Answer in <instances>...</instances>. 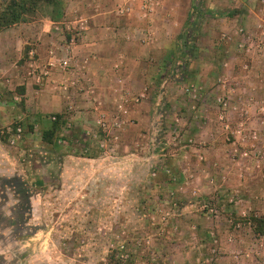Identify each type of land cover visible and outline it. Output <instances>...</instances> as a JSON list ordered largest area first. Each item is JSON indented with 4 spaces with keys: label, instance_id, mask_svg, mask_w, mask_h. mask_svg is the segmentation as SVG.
<instances>
[{
    "label": "rangeland",
    "instance_id": "rangeland-1",
    "mask_svg": "<svg viewBox=\"0 0 264 264\" xmlns=\"http://www.w3.org/2000/svg\"><path fill=\"white\" fill-rule=\"evenodd\" d=\"M255 1L213 0L231 19L207 22L201 45L189 29L173 47L160 46L169 38L163 13L177 17L189 0L137 3L134 20L121 12L130 0H58L17 24L21 44L0 40V246L12 245V264H264V235L253 224L264 219V97L237 94L231 78L264 70V50L255 54L250 43L261 38L241 30ZM103 13L113 15L121 42L125 28H152L156 47L119 50L152 55L118 66L147 74V96L121 95L126 83L99 70L69 80L81 93L77 109H28L25 78L46 95L52 59ZM55 123L50 144L43 134Z\"/></svg>",
    "mask_w": 264,
    "mask_h": 264
},
{
    "label": "crops",
    "instance_id": "crops-1",
    "mask_svg": "<svg viewBox=\"0 0 264 264\" xmlns=\"http://www.w3.org/2000/svg\"><path fill=\"white\" fill-rule=\"evenodd\" d=\"M148 0H130V5L127 8H123L121 12L123 14H130L129 19L134 20L133 12H136L137 9V3H144ZM195 0H189V7L185 9V11H181L177 17H172L170 11H166V13H163V26L161 27L162 32L164 34H167L169 38L167 41L160 44V46L165 48L173 47V45L176 44L177 40H180L182 38L183 31H187L191 29V26H187V21L189 18V15L191 11L193 12L192 8L196 6ZM206 3L203 4L205 9L208 12L214 13V14H220L216 13L215 11V3L213 0H207ZM236 3L243 2V0H232ZM194 2V3H193ZM258 2V3H257ZM253 4L254 9H256L253 13L254 16L251 17V19H248L247 22L244 21V26L241 30H244L246 27L249 31H253L254 33L258 34L261 38V42H259V38H257L254 41H250V43L254 46V50H252L255 54L259 49L264 50V10L262 8V5L264 4V0H257ZM143 6H146L145 3ZM264 6V5H263ZM146 13L148 11L145 9L143 12H140L139 16L142 18L146 17ZM195 13V11H194ZM225 16H222V19H219V21H223V23L226 24V22L231 19L229 16H231L230 13H222ZM197 15L196 13L194 16ZM103 17L100 16V14H97L94 16L96 23L94 25L89 21H86L87 24H82L81 26V39L78 43H66L64 46V49L66 50L64 53V58L61 60H67L69 64L71 65V68H69L67 71H64L61 67V60H57L56 58L52 59V62L50 63L52 66V70L50 71V75L48 79L46 80V87L48 89V93L42 94L37 89V87L34 86V83H32L31 79L25 78V82L23 83V97L25 98V104L28 109L35 110L36 112H67L68 110H75L77 109V102L73 95H81V93H77L75 90L72 89L71 85L69 84V80L72 78L74 80L78 79L80 76H82L85 79H93V75L97 73V71L100 70V72H106V79L109 82L112 79L120 80L124 83H126V86L123 85L121 88V95L123 96H147V84L149 82V78L147 77V74L144 72L141 75L140 74H132L127 72V68H119L118 66L123 64H129L131 61H138L142 64H148L151 61V56L149 53L147 54H137L138 57H135L133 54H120L121 49L127 47H136L137 49L147 50L150 51L148 48H152L151 46L156 47V42L151 36L152 28L146 27L140 25V27L132 28L129 27V29L125 28L127 30V33H123V39L122 42L120 41L121 38H119L118 28L116 24H113V15L103 13ZM213 18L209 14L204 16L199 20L198 26H194L191 29V32L198 34V39L196 42V45H201L202 38L200 37L203 32H210V28L208 27L205 29V25H207V22L209 23ZM102 20V21H101ZM214 20V19H213ZM215 21V20H214ZM103 22V24H102ZM208 26V25H207ZM17 25H14L0 33V40L2 41H15V42H23L22 37L18 34V30L16 29ZM123 29L122 31L125 32L126 30ZM195 29V30H194ZM22 30V29H21ZM190 31V30H189ZM129 32V33H128ZM227 41V40H226ZM213 41L208 40V44L210 45ZM228 43V41H227ZM21 44V43H20ZM19 49V48H18ZM72 50V51H70ZM261 50V51H262ZM251 51V49H250ZM166 52V51H165ZM76 53H79L78 55ZM173 56V53L171 51H167V56ZM16 56H19V53L17 51ZM261 55H257L256 58H260ZM255 62V59H253ZM252 61V64L254 62ZM137 62V63H138ZM260 63L264 65V60H261ZM249 66V65H248ZM115 68H118L116 70ZM255 68V67H254ZM126 71V73H125ZM92 74V75H91ZM195 75H197L195 73ZM194 75V76H195ZM91 76V77H90ZM93 77V78H92ZM197 78V76H195ZM202 77V75H201ZM198 76V78H201ZM232 80L237 81L240 84V89L237 94H245L247 93L248 96H255L258 94H262L264 97V70L260 71H253L248 69L245 71H241L240 74L232 76ZM41 80V78H40ZM63 83V84H61ZM75 83V82H74ZM256 83V84H255ZM222 89L225 88L224 86H221ZM235 90V89H233ZM108 91V90H107ZM76 92V93H75ZM111 92V91H110ZM197 92V93H195ZM237 92V91H236ZM193 96L196 97L195 94H197V100H201L204 102H207V98H205V94H200V91L198 89H195L192 92ZM207 95V94H206ZM94 96V95H92ZM202 96V97H200ZM262 107H258L259 110V116L262 117L260 112L264 110V98H262ZM24 100V99H23ZM86 103V102H85ZM91 106L92 108H96L97 111H100L97 102L94 103L93 100H89V103H87V106ZM197 109L200 106L199 102L195 103ZM80 108V107H78ZM90 112V111H89ZM91 113L94 114L93 110H91ZM96 114V113H95ZM262 120V118H261Z\"/></svg>",
    "mask_w": 264,
    "mask_h": 264
},
{
    "label": "trees",
    "instance_id": "trees-1",
    "mask_svg": "<svg viewBox=\"0 0 264 264\" xmlns=\"http://www.w3.org/2000/svg\"><path fill=\"white\" fill-rule=\"evenodd\" d=\"M58 0H0V33L19 23H26L29 16L35 14L43 6H56ZM187 26H198L199 20L209 14L211 17L225 16L224 14H214L208 12L204 6L201 8L193 7ZM194 11L197 15L194 16ZM195 30V29H194ZM184 35L182 36V38ZM24 92V91H23ZM24 95V93H23ZM59 130L58 123H55L50 129L44 132L43 139L47 143H53L54 136ZM255 232L264 235V219H254Z\"/></svg>",
    "mask_w": 264,
    "mask_h": 264
},
{
    "label": "clouds",
    "instance_id": "clouds-1",
    "mask_svg": "<svg viewBox=\"0 0 264 264\" xmlns=\"http://www.w3.org/2000/svg\"><path fill=\"white\" fill-rule=\"evenodd\" d=\"M7 237L8 233H3ZM27 248V244L22 245L21 251ZM0 257L3 258L4 264H12L15 260V256L13 255L12 245L9 244L7 248L0 246ZM25 264H32V258L29 257L28 260L25 261Z\"/></svg>",
    "mask_w": 264,
    "mask_h": 264
},
{
    "label": "built area",
    "instance_id": "built-area-1",
    "mask_svg": "<svg viewBox=\"0 0 264 264\" xmlns=\"http://www.w3.org/2000/svg\"><path fill=\"white\" fill-rule=\"evenodd\" d=\"M60 64L64 71H67L69 68H71V65L69 64L67 60H61Z\"/></svg>",
    "mask_w": 264,
    "mask_h": 264
}]
</instances>
